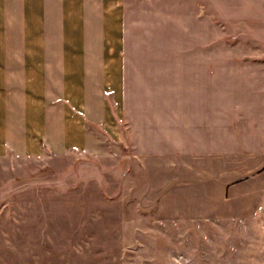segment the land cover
<instances>
[{
    "label": "rangeland",
    "instance_id": "374dc122",
    "mask_svg": "<svg viewBox=\"0 0 264 264\" xmlns=\"http://www.w3.org/2000/svg\"><path fill=\"white\" fill-rule=\"evenodd\" d=\"M100 147L0 157V264H264V0H125Z\"/></svg>",
    "mask_w": 264,
    "mask_h": 264
},
{
    "label": "crops",
    "instance_id": "0c3cea01",
    "mask_svg": "<svg viewBox=\"0 0 264 264\" xmlns=\"http://www.w3.org/2000/svg\"><path fill=\"white\" fill-rule=\"evenodd\" d=\"M125 0H0V157L92 150L124 83Z\"/></svg>",
    "mask_w": 264,
    "mask_h": 264
}]
</instances>
